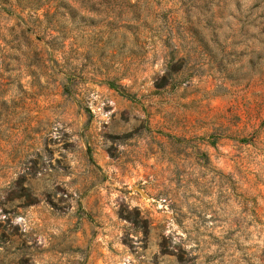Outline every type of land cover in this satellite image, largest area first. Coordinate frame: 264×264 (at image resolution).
I'll use <instances>...</instances> for the list:
<instances>
[{
    "label": "rangeland",
    "instance_id": "obj_1",
    "mask_svg": "<svg viewBox=\"0 0 264 264\" xmlns=\"http://www.w3.org/2000/svg\"><path fill=\"white\" fill-rule=\"evenodd\" d=\"M0 264H264V0H0Z\"/></svg>",
    "mask_w": 264,
    "mask_h": 264
}]
</instances>
